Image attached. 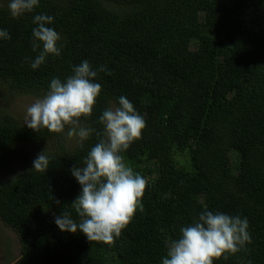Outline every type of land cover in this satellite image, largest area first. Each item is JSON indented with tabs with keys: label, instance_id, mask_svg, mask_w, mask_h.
Segmentation results:
<instances>
[{
	"label": "trees",
	"instance_id": "16d2710c",
	"mask_svg": "<svg viewBox=\"0 0 264 264\" xmlns=\"http://www.w3.org/2000/svg\"><path fill=\"white\" fill-rule=\"evenodd\" d=\"M0 0V91L45 94L87 59L102 85L82 125L126 96L146 126L122 153L147 179L140 206L111 244L60 231L80 185L74 166L98 140L71 149L63 132L31 129L0 110V162L21 170L0 180V221L19 241L15 264H160L166 239L207 209L247 217L251 242L214 264H264V0H40L13 18ZM54 17L60 56L37 69L30 59L33 16ZM66 132V133H65ZM57 141L46 172L32 169L22 144ZM181 156V157H180ZM184 156V157H183ZM183 157V160H180Z\"/></svg>",
	"mask_w": 264,
	"mask_h": 264
},
{
	"label": "clouds",
	"instance_id": "9594fccd",
	"mask_svg": "<svg viewBox=\"0 0 264 264\" xmlns=\"http://www.w3.org/2000/svg\"><path fill=\"white\" fill-rule=\"evenodd\" d=\"M40 0H8L7 8L13 18L33 12ZM32 49L37 52L30 59L32 69L39 68L48 56H60L61 35L51 25L54 17L38 13L32 18ZM0 39H10L7 29L0 28ZM98 71L111 72L101 65L94 69L87 59L72 66V74L63 80L51 78L46 93L34 100L26 110L25 124L31 129L47 128L63 132L68 137L84 141L95 133L97 142L83 158L82 167L70 169L80 185V193L71 204L79 217L63 212L54 217L60 231H79L89 241L111 244L121 235L140 206L147 179L125 162L122 153L141 137L146 126L126 96H119L115 105L106 107L99 116L102 131L82 125L81 118L92 114L102 85L96 82ZM50 157L45 151L32 162V169L46 172ZM247 217L203 210L190 223L180 227L175 238L166 239L165 254L160 264H214V260L236 253L251 242Z\"/></svg>",
	"mask_w": 264,
	"mask_h": 264
},
{
	"label": "rangeland",
	"instance_id": "374dc122",
	"mask_svg": "<svg viewBox=\"0 0 264 264\" xmlns=\"http://www.w3.org/2000/svg\"><path fill=\"white\" fill-rule=\"evenodd\" d=\"M5 1L7 0L3 2ZM43 95L44 94H21L0 91V110H6L7 113L13 116L20 124L26 125L25 118L27 107L34 102L35 99ZM61 143L65 147L71 149L77 145L78 138L68 137L66 134ZM57 144H59L57 141H49L39 144H22L21 147L29 158L34 160L42 151H45V154L47 152H53ZM183 157L180 160H183ZM21 168L22 163L20 161H10L7 164H2L0 162V180L14 177ZM18 251L19 241L16 233L0 221V264H15L18 259Z\"/></svg>",
	"mask_w": 264,
	"mask_h": 264
}]
</instances>
